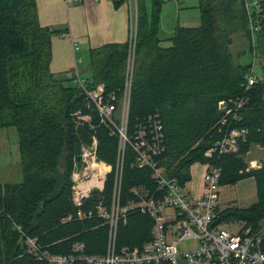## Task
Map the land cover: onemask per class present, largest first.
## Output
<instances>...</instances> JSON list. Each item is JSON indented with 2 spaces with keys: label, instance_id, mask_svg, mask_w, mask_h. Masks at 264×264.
Returning a JSON list of instances; mask_svg holds the SVG:
<instances>
[{
  "label": "trees",
  "instance_id": "16d2710c",
  "mask_svg": "<svg viewBox=\"0 0 264 264\" xmlns=\"http://www.w3.org/2000/svg\"><path fill=\"white\" fill-rule=\"evenodd\" d=\"M150 1L149 13L146 0H137L129 130L136 122L144 123L158 114L165 135V151L159 162L168 168L175 165L169 174L181 184L189 180L190 166L206 162L221 169L220 187L252 178L255 204L248 209L224 210L216 223L234 219L255 229L264 218V161L260 169L246 172L244 156L253 146L264 149V0H258L260 31L254 46L259 73L248 93L242 86L249 67L230 50L236 33L244 34V42L252 50L243 0H198L200 26L177 27L168 40L169 47L160 46L158 34L164 0ZM64 34L63 30L39 25L35 0H0V130L14 128L17 132L22 175L18 184H0V264H46L25 254L16 226L51 255H68L75 243L83 244L87 255H104L109 244L105 221L95 216L78 220L77 212L93 211L99 202L110 208L118 141L99 124L95 112L85 108L81 91L66 75L50 72L51 39ZM127 60V44L91 50L89 88L103 84L105 92L119 94ZM244 94L248 103L235 126L248 130L247 142L237 155L205 158V151L219 136L218 102ZM77 111L90 116L92 130L87 126L75 128L73 114ZM68 129L71 135L67 141ZM91 135L98 141V160L110 165L112 172L103 191L83 200L77 208L71 197V173L80 145ZM97 168L105 172L101 164ZM139 186L155 190L151 170L136 168L127 148L121 207L133 200L131 190ZM150 228L146 216L127 213L125 223L119 221L117 225L116 250L140 247L149 241Z\"/></svg>",
  "mask_w": 264,
  "mask_h": 264
},
{
  "label": "built area",
  "instance_id": "2783aa9c",
  "mask_svg": "<svg viewBox=\"0 0 264 264\" xmlns=\"http://www.w3.org/2000/svg\"><path fill=\"white\" fill-rule=\"evenodd\" d=\"M74 3L81 0H70ZM116 2L118 0H93ZM247 13L248 30L252 48V63L248 64L243 89L245 93L255 85V38L260 31L258 0H243ZM130 10V26L127 42V68L121 93L105 92L103 84L89 88L87 80L76 70L68 72L66 78L71 85L81 91L86 109L95 112L99 124L104 126L110 136L117 138V161L114 168V185L110 208L100 202L93 211L77 212L78 220L90 219L93 216L102 219L109 227V244L104 255H87L84 245L75 243L68 255H51L41 249L35 238L26 236L19 226L24 252L36 261L46 264H264V218L257 228L253 229L244 222H239L235 232L227 224H217L219 216V181L222 171L209 162L200 164L204 167L202 175V193L191 195L186 189V182L170 175L160 165L159 157L165 151V135L162 120L156 114L148 117L144 123L136 122L129 130L128 109L130 90L133 80L135 50L137 45V0H124ZM248 103L244 94L235 99L218 102L217 109L221 114L218 126V139L205 151L204 157L237 155L247 142L248 130L235 126L241 119L239 113ZM75 128L87 126L90 130L91 118L80 111L73 114ZM98 141L91 135L87 143L80 145L79 154L74 158L71 173L72 201L79 208L83 200L94 192L101 193L108 174L112 168L97 174L93 164L98 163ZM130 149L136 168L151 170V179L155 190L149 191L143 186L131 190L133 200L120 208V186L123 161L126 149ZM105 164V163H104ZM199 164V163H198ZM261 165L250 164L246 169ZM250 168V169H249ZM120 210V211H118ZM129 212H138L151 222L150 239L140 247H123L116 250L115 238L119 221L125 223ZM71 216L64 222H68ZM224 225V226H223ZM185 241L195 243L190 249H180L179 244Z\"/></svg>",
  "mask_w": 264,
  "mask_h": 264
},
{
  "label": "crops",
  "instance_id": "0c3cea01",
  "mask_svg": "<svg viewBox=\"0 0 264 264\" xmlns=\"http://www.w3.org/2000/svg\"><path fill=\"white\" fill-rule=\"evenodd\" d=\"M35 3L39 25L44 28L58 27L65 33L51 39L49 69L55 76L65 75L76 70L82 78L90 82L91 76L87 77L81 74L84 60L90 63V51L108 45L124 46L128 42L130 10L124 1L96 3L93 0H81V2L74 3L70 0H35ZM165 6L164 0L159 19V33L164 30L163 12L166 11ZM178 11H181L180 5H178ZM238 37L241 39L240 36ZM159 39L162 42L160 36ZM11 129L14 128L0 130V141H6L7 133ZM251 164L257 165L255 162ZM203 169L204 167L198 163L188 169L189 180L186 182V189L191 195L198 196L202 193ZM0 184L18 183L3 181Z\"/></svg>",
  "mask_w": 264,
  "mask_h": 264
},
{
  "label": "rangeland",
  "instance_id": "374dc122",
  "mask_svg": "<svg viewBox=\"0 0 264 264\" xmlns=\"http://www.w3.org/2000/svg\"><path fill=\"white\" fill-rule=\"evenodd\" d=\"M151 1L146 0V10L150 13ZM198 0H165V12H163L164 30L160 31L159 36L162 39L161 47H169L171 43L168 41L174 34L177 27H199L200 15L196 9ZM251 0H249V3ZM178 5L181 7V11H178ZM183 8V10H182ZM149 10V11H148ZM180 18V19H179ZM161 22V20H160ZM179 23V24H178ZM175 24L177 27L174 28ZM55 30H59L58 27H53ZM61 30V29H60ZM172 31V32H171ZM240 36L241 39L238 37ZM244 34L233 35L232 44L230 50L234 57L239 58V62L243 64L252 63V50H249L248 44L244 42ZM58 37V36H55ZM58 39V38H57ZM258 61V59H257ZM82 75L87 77L91 76L89 61L84 60ZM258 66H255L254 74H258ZM97 86V85H96ZM82 127V126H79ZM5 141V140H4ZM7 143V144H6ZM2 144H6L3 146ZM248 154V153H247ZM244 156V160L248 163V167L252 162L260 165L264 161V149L259 146H253L249 155ZM263 159V160H262ZM19 153H18V135L15 129L8 131L6 141H0V180L7 181L8 183H20L22 181L20 166H19ZM99 164L103 166L102 170L108 171V164L97 160ZM106 166V167H105ZM164 168L168 172H172L175 167H167V164H163ZM256 166V165H255ZM250 169V168H249ZM257 170L256 167L249 171ZM104 187V186H103ZM256 202L255 183L253 179H247L239 182L233 186L221 187L219 189V213L227 209H248ZM120 206V205H119ZM121 208V206H120ZM120 211V210H118ZM240 221L234 219L228 220L225 226H229V230L235 232L238 228L236 225ZM224 226V225H223ZM194 242L185 241L179 244L180 249H190L195 247Z\"/></svg>",
  "mask_w": 264,
  "mask_h": 264
},
{
  "label": "water",
  "instance_id": "95a60500",
  "mask_svg": "<svg viewBox=\"0 0 264 264\" xmlns=\"http://www.w3.org/2000/svg\"><path fill=\"white\" fill-rule=\"evenodd\" d=\"M66 134H67V137L66 138H67V141H68L70 139V135H71L70 129L67 130V133ZM93 195H96V192H94Z\"/></svg>",
  "mask_w": 264,
  "mask_h": 264
},
{
  "label": "bare ground",
  "instance_id": "6f19581e",
  "mask_svg": "<svg viewBox=\"0 0 264 264\" xmlns=\"http://www.w3.org/2000/svg\"><path fill=\"white\" fill-rule=\"evenodd\" d=\"M97 164H99V163H97ZM97 164H96V163L93 164L94 168H97ZM105 172H106V171H105ZM102 173H103V172L100 171V170L97 168V174H98V175H102Z\"/></svg>",
  "mask_w": 264,
  "mask_h": 264
}]
</instances>
